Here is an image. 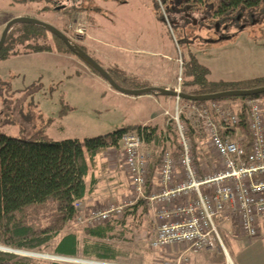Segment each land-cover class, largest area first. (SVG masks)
Masks as SVG:
<instances>
[{"label": "rangeland", "instance_id": "1", "mask_svg": "<svg viewBox=\"0 0 264 264\" xmlns=\"http://www.w3.org/2000/svg\"><path fill=\"white\" fill-rule=\"evenodd\" d=\"M13 1L0 0V37L10 20L19 17L33 18L55 27L70 40L78 42L101 67H132L138 71L144 70L154 80L163 82L156 83L158 86L164 84L163 80L166 78L177 86L179 57L184 62L189 55H193L209 70V81L233 83L264 77L263 7L241 12L234 22L219 24L217 32L214 29L216 23L207 18L206 14L197 10L178 11L175 7L177 2L167 5L159 3L157 9L155 0H36L26 4ZM64 6L74 9L70 16L65 14ZM158 15L162 16L165 24L159 22ZM74 35L83 36V40H75ZM45 37L39 39L38 43L54 48L55 41L51 34L48 33ZM19 49L21 53L24 52L23 48ZM53 54L56 55L57 52L54 51ZM53 54H22L0 61V133L28 139L36 132H46L50 128L47 133L54 140H82L127 128L136 118H146L152 112L158 111L159 106L146 100H132L129 96H120L111 87L110 92L104 93L107 82L94 74L75 55L65 54L73 62L65 63ZM71 63L76 67H86L97 80L91 81L73 72L72 68H63L75 67ZM49 121L53 123L50 127ZM159 122L160 117L146 123L147 126H140L152 127ZM60 127L63 128L62 131ZM175 137L176 135L170 138H174V148L178 146ZM198 143L204 154L216 162L217 159L201 145L203 142ZM195 162L202 164L204 156L199 160L195 159ZM102 169L101 166L97 167L96 175L99 180L103 174ZM123 187L126 188L125 184ZM154 193L158 194L159 190L152 192ZM124 197L126 199L113 200L105 205L99 203L96 206L120 205L133 200L131 188L130 196L126 194ZM141 199L144 198L138 199L134 205ZM146 201L147 213L140 208L126 220V225L122 228L125 233L124 240L106 242L127 252L126 257L119 258L115 263L108 262L109 264H165L179 254V247L155 250L150 248V241L160 225L157 218L159 208L151 207L148 199ZM90 210L92 209L85 210L84 205L79 209L82 214ZM52 213V209L41 211L36 222L43 227L48 226L52 221ZM83 230L74 220L41 251L30 252L3 247H0V251L16 255L19 259H29L31 264L98 263L97 260L82 257L81 248L85 239ZM66 233L77 235L79 255L73 258L75 262L53 261L52 257L56 256L53 250ZM201 252L208 256L220 255L216 251ZM196 255L197 253L190 254L187 264H191Z\"/></svg>", "mask_w": 264, "mask_h": 264}, {"label": "trees", "instance_id": "2", "mask_svg": "<svg viewBox=\"0 0 264 264\" xmlns=\"http://www.w3.org/2000/svg\"><path fill=\"white\" fill-rule=\"evenodd\" d=\"M35 1L14 0L13 2L26 4ZM173 2L178 3L175 6L178 11L183 9L201 11L206 14L207 18L219 24L234 22L243 11L264 8V0H155V5L158 9L159 3L167 5ZM72 10L74 11V9L65 7L64 11L70 16ZM157 17L160 23L165 24L161 15ZM47 34L48 32L39 26L14 25L0 50V61L22 54L53 53L54 51L74 55L61 40L53 35L51 38L55 41L54 48L38 43V40L46 38ZM73 38L83 40V36L79 35H74ZM71 42L88 54V51L78 42L74 40ZM19 48H23L24 52L21 53ZM90 70L97 74L92 69ZM106 71L121 88L134 90L149 87L147 84L128 78L123 71L117 68L106 69ZM208 76L209 70L193 55H189L183 62L181 92L190 95H209L228 90H249L264 86V77L232 83L209 81ZM255 97L264 98V94ZM243 99L245 98L237 97L220 101H242ZM195 103L205 104L206 102ZM241 119L239 129L245 138V148L248 152L250 134L246 127L243 110ZM130 131L143 134L144 148L149 151L148 172L144 188V196L147 198L152 192L154 175L160 166L164 152L172 150L171 154L174 158L178 159L180 156L179 147L174 148L173 146L174 138L170 139L175 135L171 127H167L166 132H158L156 128L150 126H129L93 138L62 141L52 140L44 131H38L28 139L0 133V247L30 252L41 251L45 248L67 224L76 219L78 211L75 204L83 200L87 193L85 179L89 170L88 163H94L99 154L109 149H119L122 135ZM232 133L230 136L233 135ZM226 135V131L220 132L222 138ZM189 136L195 147V159L199 160L204 156L207 164L214 162L204 154L203 149L199 148L198 142L201 138L194 131H191ZM140 208L144 213L148 212L146 199H141L135 205L127 207L121 219H113L104 224L84 228L82 257L113 263L121 257H126L125 249L119 250L106 242L123 241L125 233L122 228L126 225V220L129 216L136 214ZM51 209L53 211L51 223L44 227L38 224L36 221L39 213ZM79 251L77 235L66 233L58 241L53 253L56 256L77 258ZM0 264H31V261L0 251Z\"/></svg>", "mask_w": 264, "mask_h": 264}, {"label": "built area", "instance_id": "3", "mask_svg": "<svg viewBox=\"0 0 264 264\" xmlns=\"http://www.w3.org/2000/svg\"><path fill=\"white\" fill-rule=\"evenodd\" d=\"M178 61L180 72L173 91L179 94L183 80L181 56ZM174 99V108L164 111L162 116L176 135L180 156L176 159L170 150L164 152L155 173L161 186L159 193L144 196L149 154L143 151V134L126 132L120 148L133 200L96 207L84 214L79 211L81 203L77 202L75 221L83 228H91L121 218L123 211L138 199H148L151 207L159 208L157 218L160 221L150 248L181 249L165 264H187L190 254L201 251H216L223 255L225 264H233L218 223L230 221L235 234L249 239L256 238L264 226V99L247 97L242 101L205 104ZM242 110L250 134L248 152L239 129ZM191 131L201 138V145L217 159L216 162L208 166L195 162ZM223 131L227 132L224 138L220 136ZM54 257L56 262L71 261L67 257ZM94 262L91 264H109Z\"/></svg>", "mask_w": 264, "mask_h": 264}, {"label": "crops", "instance_id": "4", "mask_svg": "<svg viewBox=\"0 0 264 264\" xmlns=\"http://www.w3.org/2000/svg\"><path fill=\"white\" fill-rule=\"evenodd\" d=\"M53 54V53H51ZM56 58L62 60L63 62H72L69 59V55L57 53L53 54ZM73 63V62H72ZM71 63V64H72ZM75 67H63V68H72L75 73L79 75H83L93 81L96 77L93 73L86 67H76L75 64H72ZM105 69H112L113 67H104ZM121 71H123L126 76L130 79L137 80L140 83L147 84L149 87H161L165 89H173L175 86L170 82L167 78L164 81V84L158 86L156 83H161L162 81L154 80L153 76L142 71H138L132 67H115ZM97 80V79H95ZM163 83V82H162ZM106 87L104 90L106 92H110L108 83H105ZM107 88V89H106ZM120 96H125L119 93ZM117 96V95H116ZM132 100H146V102H151L153 105H157L158 111L152 112L147 117L134 121L130 126H138V125H146L149 122H152L156 118L160 117V122L155 125H152L153 128H156L157 131L166 132L167 124L166 119L162 116L163 111H170L174 108V99L168 97L166 99H158L157 96L146 95L142 97L133 98ZM143 103V108H145ZM139 116V115H138ZM67 118V117H63ZM50 126L53 123L48 122ZM147 126V125H146ZM61 131L63 130L60 127ZM50 130V128L46 131V134ZM52 139V138H51ZM54 140V139H52ZM64 140V139H63ZM80 140V139H78ZM83 140V139H82ZM60 141V140H54ZM173 149V148H172ZM143 151L146 154H149V151L146 149ZM174 151V150H173ZM172 153V150L170 151ZM173 157V156H172ZM174 158V157H173ZM213 162L207 164L206 160L200 164L201 166L211 165ZM101 166L103 169V174L101 175V179L96 175L97 167ZM88 174L85 179L87 186V193L83 200L80 201L81 205H84L85 210L93 209L94 206H99V203L105 205L107 203L113 202V200L120 201L122 199H126L124 196H130V184L128 175L124 168V158L121 148L119 149H109L106 152L95 158L94 163H88ZM99 170V169H98ZM122 175V178H121ZM123 184H125L126 188L124 189ZM160 184L154 175V186L152 188V192L155 190H160ZM158 188V189H156ZM129 191V192H127ZM151 192V193H152ZM96 206V207H97ZM150 211V210H149ZM219 225V233L223 239L225 246L227 247L230 257L232 258L233 264H264V226L262 225L259 231V234L256 238L249 239L245 236L235 234L234 227L230 221H222L218 223ZM181 250V249H180ZM224 258L223 255H207L203 252L197 253L196 256L193 257L191 264H223Z\"/></svg>", "mask_w": 264, "mask_h": 264}, {"label": "water", "instance_id": "5", "mask_svg": "<svg viewBox=\"0 0 264 264\" xmlns=\"http://www.w3.org/2000/svg\"><path fill=\"white\" fill-rule=\"evenodd\" d=\"M195 23V21H194ZM18 24H28L34 25L44 28L48 33L55 36L59 40H61L64 45L73 53L78 59H80L84 64H86L90 69L95 71L104 81L108 83V85L117 91L118 93L129 96V97H137L142 95H153L160 97H171V98H179L184 101L189 102H211V101H220L222 99L227 98H247V97H255L264 94V86L249 89V90H228L218 93H213L209 95H190L186 93H176L173 90L160 88V87H147L142 89H124L118 86L115 81L111 78L109 73L101 67L89 54L85 53L79 46L72 44L71 40L63 34L61 31L56 29L55 27L38 21L33 18L28 17H19L10 20L6 25L0 37V50L3 48L7 34L11 30L14 25Z\"/></svg>", "mask_w": 264, "mask_h": 264}, {"label": "bare ground", "instance_id": "6", "mask_svg": "<svg viewBox=\"0 0 264 264\" xmlns=\"http://www.w3.org/2000/svg\"><path fill=\"white\" fill-rule=\"evenodd\" d=\"M9 251H12L13 253L15 252V253H19V254H28V253H26V252H23V251H15V250H9ZM52 258H55L56 259V257H52ZM70 262H75V260L73 259V258H70Z\"/></svg>", "mask_w": 264, "mask_h": 264}, {"label": "flooded vegetation", "instance_id": "7", "mask_svg": "<svg viewBox=\"0 0 264 264\" xmlns=\"http://www.w3.org/2000/svg\"><path fill=\"white\" fill-rule=\"evenodd\" d=\"M185 16L188 17L187 14H185ZM218 26H219V23L214 24V29H215L217 32L219 31ZM224 29H226V27H224ZM219 40H221V39H219ZM217 41H218V40H217Z\"/></svg>", "mask_w": 264, "mask_h": 264}]
</instances>
